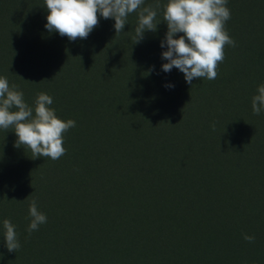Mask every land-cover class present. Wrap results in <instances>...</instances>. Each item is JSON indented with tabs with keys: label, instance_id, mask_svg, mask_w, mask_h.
Listing matches in <instances>:
<instances>
[{
	"label": "trees",
	"instance_id": "1",
	"mask_svg": "<svg viewBox=\"0 0 264 264\" xmlns=\"http://www.w3.org/2000/svg\"><path fill=\"white\" fill-rule=\"evenodd\" d=\"M167 2L144 0L157 29L135 43L139 10L70 41L45 28V0H0V77L76 122L58 160L0 128V264H264V0H227L235 47L191 84L162 70ZM32 200L47 222L29 233Z\"/></svg>",
	"mask_w": 264,
	"mask_h": 264
},
{
	"label": "clouds",
	"instance_id": "2",
	"mask_svg": "<svg viewBox=\"0 0 264 264\" xmlns=\"http://www.w3.org/2000/svg\"><path fill=\"white\" fill-rule=\"evenodd\" d=\"M45 3L48 10L45 28L67 36L70 41L86 39L99 25L100 17L114 18V28L119 33L127 24L129 14L139 10L135 29V43H138L146 30L156 31L154 21L160 7L157 3L141 8L144 0H45ZM226 5L227 0H168L163 14L168 31L161 42L162 48L167 46V50L162 52V59L168 61L162 64L164 72L175 67L189 84L194 78L214 80L217 77L219 64L225 57V46L235 47V41L225 29V22L231 18ZM177 33L182 35L174 38ZM52 103L53 98L41 92L34 108L30 107L23 92L15 85L10 87L7 78L0 77V128H13L18 138L16 146H26L34 157L58 160L66 154L64 133L74 128L76 122L58 118L55 109L50 107ZM252 111L254 115L264 111V84L258 86L257 94L252 97ZM29 215V233L47 222V216L39 210L36 200L29 205ZM3 228L7 250L16 252L20 248L16 226L5 219ZM244 239L253 242L255 237L245 234Z\"/></svg>",
	"mask_w": 264,
	"mask_h": 264
}]
</instances>
